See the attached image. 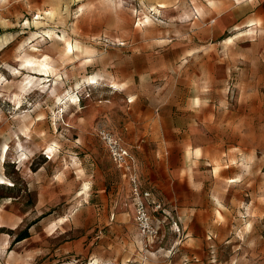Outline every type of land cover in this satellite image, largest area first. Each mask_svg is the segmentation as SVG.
Here are the masks:
<instances>
[{
    "label": "rangeland",
    "instance_id": "obj_1",
    "mask_svg": "<svg viewBox=\"0 0 264 264\" xmlns=\"http://www.w3.org/2000/svg\"><path fill=\"white\" fill-rule=\"evenodd\" d=\"M0 264H264V0H0Z\"/></svg>",
    "mask_w": 264,
    "mask_h": 264
},
{
    "label": "built area",
    "instance_id": "obj_2",
    "mask_svg": "<svg viewBox=\"0 0 264 264\" xmlns=\"http://www.w3.org/2000/svg\"><path fill=\"white\" fill-rule=\"evenodd\" d=\"M97 133L105 145L112 162L122 171L123 175L126 176L130 182L134 206V220L137 228L146 236H155L157 234V227L153 223L146 202L144 201L148 193H142L140 190L139 179L130 151L111 130L100 127Z\"/></svg>",
    "mask_w": 264,
    "mask_h": 264
},
{
    "label": "crops",
    "instance_id": "obj_3",
    "mask_svg": "<svg viewBox=\"0 0 264 264\" xmlns=\"http://www.w3.org/2000/svg\"><path fill=\"white\" fill-rule=\"evenodd\" d=\"M171 150H173V149H171ZM179 169V168H178ZM184 170V176L186 175L187 177V179H190V176H194V175H196V173H198V176H202V181H199L200 183H199V188L200 189H203L204 188V186H205V181L207 180V177L205 176V174H203V172L202 171H200L199 169H197V170H199V171H194V173L192 172V169L190 168V166H186V168H184L183 169ZM195 170V169H194ZM204 171V170H203ZM190 175V176H189ZM192 178V177H191ZM230 180H232V179H230ZM188 181V180H187ZM191 187V186H190Z\"/></svg>",
    "mask_w": 264,
    "mask_h": 264
},
{
    "label": "bare ground",
    "instance_id": "obj_4",
    "mask_svg": "<svg viewBox=\"0 0 264 264\" xmlns=\"http://www.w3.org/2000/svg\"><path fill=\"white\" fill-rule=\"evenodd\" d=\"M66 52H71L72 50H73V46L69 43V42H67L66 43ZM45 59V58H44ZM33 61V60H32ZM37 61V60H36ZM29 63H32V62H30V61H28ZM34 63L36 64V62L34 61ZM39 67H42V68H48L47 66V64L44 62V61H41V62H39ZM47 152L48 153H51L52 152V149L51 148H48L47 149Z\"/></svg>",
    "mask_w": 264,
    "mask_h": 264
},
{
    "label": "trees",
    "instance_id": "obj_5",
    "mask_svg": "<svg viewBox=\"0 0 264 264\" xmlns=\"http://www.w3.org/2000/svg\"><path fill=\"white\" fill-rule=\"evenodd\" d=\"M27 235L28 234H26V233H23L19 238H18V240H21V239H23V238H25V237H27Z\"/></svg>",
    "mask_w": 264,
    "mask_h": 264
}]
</instances>
